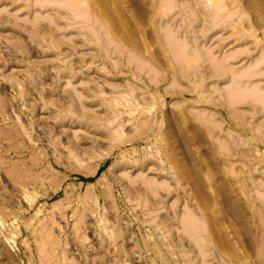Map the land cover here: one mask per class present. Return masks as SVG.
Returning <instances> with one entry per match:
<instances>
[{
    "label": "rangeland",
    "instance_id": "374dc122",
    "mask_svg": "<svg viewBox=\"0 0 264 264\" xmlns=\"http://www.w3.org/2000/svg\"><path fill=\"white\" fill-rule=\"evenodd\" d=\"M263 52L264 0H0V264H264Z\"/></svg>",
    "mask_w": 264,
    "mask_h": 264
},
{
    "label": "bare ground",
    "instance_id": "6f19581e",
    "mask_svg": "<svg viewBox=\"0 0 264 264\" xmlns=\"http://www.w3.org/2000/svg\"><path fill=\"white\" fill-rule=\"evenodd\" d=\"M210 1H212V0H210ZM212 6H213V5H212ZM215 6H216V5H215ZM28 23H29V22H28ZM168 37H169V36H168ZM166 39H167V38H166ZM168 39H169V38H168ZM184 45H185V44H184ZM205 49H206V48H205ZM240 51H241V50H240ZM235 52H236V51H235ZM185 54H186V53H185ZM192 54H193V53H192ZM263 54H264V52H263ZM194 55H195V54H194ZM232 55H234V54H232ZM185 56H186V55H185ZM187 56H188V55H187ZM230 56H231V55H229V57H230ZM197 57H198V56H197ZM227 57H228V56H227ZM259 57H260V56H259ZM194 58H195V57H194ZM222 58H223V57H222ZM224 58H225V57H224ZM256 59H257V58H256ZM259 59H260V58H259ZM259 59H258V60H259ZM194 60H195V59H194ZM220 60H221V59H219V61H220ZM255 61H256V60H255ZM217 62H218V61H217ZM256 62H257V61H256ZM219 63H220V62L216 63V65L219 64ZM251 64H252V63H251ZM263 65H264V64H263ZM187 66H188V65H187ZM229 66H230V65H229ZM244 66H245V65H244ZM218 67H219V66H218ZM230 67H231V66H230ZM259 67H261V66H259ZM224 68H225V67H224ZM253 68H255V67H253ZM263 69H264V68H263ZM196 70H197V69H196ZM228 70H229V69H228ZM240 70H241V69H240ZM240 70H239V71H240ZM259 71H260V70H259ZM259 71L257 70L256 72H259ZM262 71H263V70H262ZM229 72H230V70H229ZM231 72H232V71H231ZM233 73H234V75H235V72H233ZM236 73H237V71H236ZM247 73H248V71H247ZM254 73H255V72H254ZM259 73H260V72H259ZM262 73H263V72H262ZM256 74H257V73H256ZM230 75H231V74H230ZM234 75H231V78H232ZM248 75H249V74H248ZM252 75H253V72H252ZM250 76H251V75H250ZM152 78H153V77H152ZM245 78H246V77H245ZM259 80H260V79H259ZM258 82H261V81H258ZM258 82H257L256 85H258ZM244 83H246V82H244ZM253 84H254V83H253ZM145 86H146V85H145ZM247 86H248V85H247ZM247 86H246V87H247ZM251 86H252V85H251ZM251 86H250V83H249V87H250V88H251ZM243 87H244V86H243ZM246 87H245V88H246ZM254 87H255V85H254ZM259 87H260V86H259ZM245 88H244V89H245ZM250 88H249V90H250ZM255 88H256V87H255ZM262 89H263V88H262ZM246 90H247V89H246ZM252 90L254 91L255 89H252ZM240 91H241V90H240ZM258 91H259V88L257 87L256 91H254V92L257 93ZM260 91H261V90H260ZM234 92H235V91H234ZM234 92H232V94H231V92H230V94H231V95H235ZM247 92H248V90H247ZM262 92H263V91H262ZM245 93H246V92H245ZM259 93H260V92H259ZM238 94H239V93H238ZM240 94H241V93H240ZM243 94H244V93H243ZM246 94H247V93H246ZM251 94H252V93H251ZM257 94H258V93H257ZM257 94H256V95H257ZM258 95H261V94H258ZM258 95H257V96H258ZM262 95H264V93H262ZM235 96H236V98H237V96H239V95H235ZM235 96H233L232 98H235ZM246 96H247V95H246ZM253 96H254V95H253ZM257 96H256V97H257ZM139 97H140V96H139ZM229 97H230V96H229ZM258 97H259V96H258ZM262 97H263V96H262ZM248 98H249V97H248ZM229 99H230V98H229ZM237 99H238V98H237ZM237 99H236V100H237ZM241 99H242V98H240V100H241ZM243 99L245 100L244 97H243ZM232 100H233V99H232ZM244 100H243V101H244ZM253 100H254V99H253ZM255 100H256V99H255ZM261 100H263V99H261ZM238 101H239V100H238ZM259 101H260V100H259ZM135 102H136V101H135ZM257 102H258V101H257ZM230 103H231V102H230ZM233 103H234V102H233ZM136 105H137V104H136ZM139 106H140V105H139ZM205 118H206V117H205ZM149 124H150V123H149ZM118 128H119V127H118Z\"/></svg>",
    "mask_w": 264,
    "mask_h": 264
},
{
    "label": "trees",
    "instance_id": "16d2710c",
    "mask_svg": "<svg viewBox=\"0 0 264 264\" xmlns=\"http://www.w3.org/2000/svg\"><path fill=\"white\" fill-rule=\"evenodd\" d=\"M81 180H85L84 178H80Z\"/></svg>",
    "mask_w": 264,
    "mask_h": 264
}]
</instances>
